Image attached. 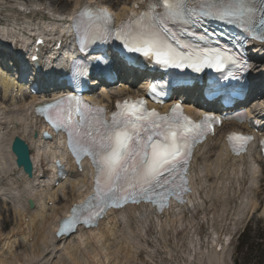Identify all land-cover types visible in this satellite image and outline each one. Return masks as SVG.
I'll return each mask as SVG.
<instances>
[{"label":"snow or ice","instance_id":"snow-or-ice-1","mask_svg":"<svg viewBox=\"0 0 264 264\" xmlns=\"http://www.w3.org/2000/svg\"><path fill=\"white\" fill-rule=\"evenodd\" d=\"M77 15L85 38L112 34L114 17L107 8L84 5ZM206 18L239 22L253 38L264 41V0H149L145 11L117 29L115 36L130 52L141 53L165 68H190L197 73L210 68L219 72L230 63H239L235 50L239 45L234 49L220 47L224 34H209L203 24ZM170 24L198 26L200 31L178 34ZM213 39L217 46H211ZM82 71L78 69L77 73ZM67 102L68 106L51 119L55 127L68 129L72 151L78 158L90 156L93 160L94 193L83 205L89 210L98 207L103 211L109 206L119 208L143 201L154 202L163 210L173 196L183 202L182 193L189 190L185 174L192 146L213 123H219L211 116H206L203 123H194L183 115L179 104L170 115H160L147 109L144 100L125 101L117 104L119 111L109 120L106 109L92 108L75 97H68ZM64 103L61 100L48 107L59 108ZM250 139L236 133L229 136L237 154L246 150ZM79 211L74 209V213ZM78 219L74 215L66 221L63 231L71 230Z\"/></svg>","mask_w":264,"mask_h":264},{"label":"bare ground","instance_id":"bare-ground-1","mask_svg":"<svg viewBox=\"0 0 264 264\" xmlns=\"http://www.w3.org/2000/svg\"><path fill=\"white\" fill-rule=\"evenodd\" d=\"M39 1L41 2L42 0ZM39 1L35 2V7H38L41 4ZM64 1H66L65 4ZM141 1L142 0H126L122 6L118 5V7H120L115 10L117 11L119 18L128 15L132 11V6L134 4L139 5ZM54 2L57 3L58 13H66L74 4L72 0H61L60 2L55 0ZM117 3H119V0ZM22 4L21 0H0V40L10 38L13 41L15 40L17 44L20 41L28 42L32 39L30 35H26V26L19 25L16 22V19L18 18L15 14L14 7ZM39 10L40 8H36L34 11L38 12ZM16 51H18V49H16L15 52ZM15 78L14 74H6L5 76V73L0 69V169L2 173H4L3 175L0 173V179L3 178V176H7L6 178L10 185L7 187L0 186V196L2 197L1 200L11 204L12 212L15 217L18 218L15 227L12 228V234L11 231L0 233V240H2V237L5 238V242L0 244V264H43L40 261L44 258L46 251H49L54 243L58 245V241L54 235L57 224L63 216L67 215L72 204L83 201L90 191H85L88 186L87 174L85 172L78 178H70V180H66L56 189L52 187H47L46 189L39 188V185L36 187L33 184L36 174L39 172L37 169L38 166H34V177L30 179L15 165L16 162H14V156L10 150L11 141L15 136H20L27 140L33 152L31 153L33 162L39 163L40 160L41 167L46 165V161L49 159V154L56 148V145H53L50 142H44L38 137V135L35 136L34 134V132H37L35 129L36 123H34V118L31 117L32 113L30 110L35 107L36 97L34 96L29 99L10 96L12 85L16 84ZM52 99L53 98L50 100ZM1 121L6 122V125L2 126ZM10 125H12V128ZM205 150H207V152L210 151L208 148ZM218 154L219 156L215 160L214 170L215 173H217L220 168L224 171L220 178L222 186H225V182L227 181L237 183L240 186H243V184L246 185L247 182L256 184L258 174L261 172V167L257 163L259 162V155L257 153L250 152L248 156L232 157L229 153L224 151L221 145ZM248 158L250 160L249 164ZM10 160L12 163H10ZM216 161L218 162L217 164ZM222 163H226L228 166L224 167L222 166ZM206 170H208V173H211V166H206ZM201 173L202 171L198 173L194 170V181L196 186L195 195L190 200L192 208L189 206L178 208L171 207L166 210L163 215L156 216L158 226H160L162 230L159 236H166V232L163 229L171 227L172 225L174 228L176 224L182 220L188 221L189 226L197 220L196 225L200 226L199 231L203 232L205 230L203 225H201V221L197 219V215L201 213V206H207L208 204L207 199L209 194L204 193V195H202L200 192V186H204L209 174L203 176ZM68 183L71 184L70 191L66 192ZM257 187L258 190L261 191V185H257ZM217 191H220V188H218ZM197 194L198 196H196ZM243 198L246 199L247 197L243 196ZM28 199L34 201L35 209L32 210L29 208L27 205ZM49 201L53 202L51 207L47 204ZM246 201H248V199ZM61 202L64 203L63 206L59 208ZM242 204H244V201H242ZM257 207L258 206L254 204L251 208L256 209ZM111 214L112 216L109 217L108 220L102 222L97 229L80 230L77 232L74 238L70 240V244L65 247V255H70L72 257L71 254H75V249H78V257H80L82 261L85 260V257L91 255L96 264L122 263L121 258L119 257V239H123L125 244L129 245H132L133 241L136 243L138 242L137 247H139L142 245V240L140 239L142 232L145 231V234H147L148 231H146V227L153 228V224H155V215L147 207L140 209L136 206H129L119 211L112 210ZM26 217L30 221L26 222ZM38 220L40 221L37 229L36 242L29 244L27 239L31 236L30 234L35 232L33 228ZM134 226L138 228V232L140 233L134 230ZM51 227L53 233L51 231L49 232ZM19 229L21 231L20 235L23 238V242H26L25 244L29 245V250L28 252H23L21 254H14V258L7 259L5 258V254L7 253L3 250L7 247L6 244L9 243L8 252H13L12 246L14 243H19V240H12V238H14L16 231ZM25 229L28 231L27 237L22 233ZM173 231H176V228H174ZM207 235H205V238ZM192 237L199 239V246H195L199 247L201 254L198 263L193 262L194 264H227L230 260L229 256H225L224 250H227V248L221 244L219 236L215 243L216 247L221 246V248L219 250L217 248L213 250L206 249V251L205 249H202L201 244L204 241L199 233L195 232L193 235L189 233L185 239L183 238L185 240L184 243L192 244L194 240H197ZM155 238L156 241L159 240L157 237ZM146 242L148 246H150L148 241ZM154 244L155 243L151 246H154ZM89 246L91 249H88ZM55 251L56 250H52V252ZM18 255H20L21 258ZM102 255L104 256V259H102ZM34 259H36V263H33ZM63 259H65V263L62 261ZM63 259H61L59 263L67 264L66 258L64 257ZM78 262L79 260L74 261V263ZM160 264L188 263H183V259L181 261L180 256L176 253L170 259L162 260Z\"/></svg>","mask_w":264,"mask_h":264},{"label":"rangeland","instance_id":"rangeland-1","mask_svg":"<svg viewBox=\"0 0 264 264\" xmlns=\"http://www.w3.org/2000/svg\"><path fill=\"white\" fill-rule=\"evenodd\" d=\"M31 1L34 2V0ZM117 1L118 0H105L106 3H112L115 8L123 4L126 0H119V3H117ZM202 161L205 166L210 164L212 160L205 161V159H203ZM201 167H203V165H201ZM260 178H263L262 182L264 183V169ZM212 182L213 174L208 178L205 187L206 192L210 190ZM246 186L247 184L245 186H239L231 182L229 194L228 188H225L224 192L226 195H221L220 200H218L217 197V199L214 198L215 200L213 199V201L208 203L207 210H203L204 207H202V213L199 214L198 218H201V224H203V228L205 229L203 232L199 231V226L196 225L195 222L189 226L187 221L182 220L174 227L176 231H173V225L164 228L163 230L166 232V236L164 237L159 236L162 230L160 226L155 225L148 235L140 237L142 245L139 247H137L138 242L136 243L133 241L132 245H129L125 244L123 239H119V257L122 261V263L119 264H160L162 260L170 259L176 253L180 256L181 261L183 259V263H198V259L201 258L200 249L196 247L197 245L199 246V239L192 237L197 240H194L192 244L184 243L186 236L189 233L193 235L195 232L199 233L203 238L204 242H202L201 246L205 251L206 249L213 250L216 248V243L212 244L210 237L208 239L205 238L206 232H209V234L214 233V237L215 235H217V237L220 235H228V239H231V243L226 247L227 250H225V256H229L230 258L227 264H264V215H262V210L264 209V200H262L264 199V187L261 193H258L257 190H251V192H249V189H251L249 187L245 189V193H249L252 203L260 204L262 201L260 209L255 211L256 213H248L245 211V214L237 215L236 210L238 206L242 205V195L244 193V187ZM67 189H70V187L68 186ZM63 203L64 202H61L59 204V208L63 206ZM8 208L0 201V215H5L4 218L6 219L5 222L4 220L0 222L2 231H8L14 225V219ZM3 211H6L5 214H2ZM134 230L138 232L136 226H134ZM243 231H245L244 236L238 238ZM175 233L177 235H175ZM156 236H159L161 239L157 241V243L155 242L154 246H146V240L149 239V243H151ZM213 240L212 238V241ZM222 241H224V237ZM69 242L70 241H68V243ZM62 247L63 245L60 246V248ZM50 249L48 252L46 251L44 258L40 262L44 264H59L62 259L63 250L54 254L50 252ZM13 250L12 253L5 254V258L12 259L14 258V254L17 255L18 253L28 252L29 246L20 243ZM18 256L21 258L20 255ZM33 263H36V259L33 260Z\"/></svg>","mask_w":264,"mask_h":264},{"label":"water","instance_id":"water-1","mask_svg":"<svg viewBox=\"0 0 264 264\" xmlns=\"http://www.w3.org/2000/svg\"><path fill=\"white\" fill-rule=\"evenodd\" d=\"M14 151H16L19 157L18 162H20V164H24L26 168L29 169L30 163L28 159V149L26 144L23 141H21L19 138H16V141L14 143Z\"/></svg>","mask_w":264,"mask_h":264}]
</instances>
